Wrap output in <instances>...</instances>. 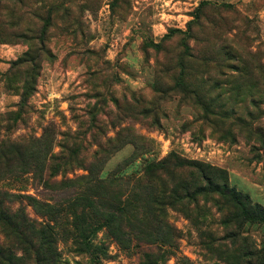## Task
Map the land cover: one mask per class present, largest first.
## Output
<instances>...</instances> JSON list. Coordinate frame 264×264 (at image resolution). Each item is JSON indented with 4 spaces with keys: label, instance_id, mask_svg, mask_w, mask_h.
Returning a JSON list of instances; mask_svg holds the SVG:
<instances>
[{
    "label": "rangeland",
    "instance_id": "374dc122",
    "mask_svg": "<svg viewBox=\"0 0 264 264\" xmlns=\"http://www.w3.org/2000/svg\"><path fill=\"white\" fill-rule=\"evenodd\" d=\"M0 143V264H264V0H0Z\"/></svg>",
    "mask_w": 264,
    "mask_h": 264
},
{
    "label": "trees",
    "instance_id": "16d2710c",
    "mask_svg": "<svg viewBox=\"0 0 264 264\" xmlns=\"http://www.w3.org/2000/svg\"><path fill=\"white\" fill-rule=\"evenodd\" d=\"M22 102H23V98L20 103ZM3 150L4 148L0 145V158L5 162V166H9L13 162L14 158L18 155V152L16 151L14 146H10V148L6 152H3ZM12 153H14L16 156L10 157ZM19 160L22 161L21 157H18V161ZM28 163L29 161L26 160L23 165L28 166ZM195 168L197 169L198 173L199 172L201 173V175L205 174L204 170L198 164H195ZM153 170H154V167L148 166L146 171L151 172ZM202 178H203L202 186L200 185V186L194 187V189L191 192L185 191L184 196L179 195V198L188 199L190 198L189 197L190 195L191 197L195 198L197 195H200V194L210 195L213 197L218 196L220 198L231 201L237 207V210L240 212V216L243 217L245 222L264 223V208H262L258 204H252L247 196L237 193L233 189H228V187L223 184L221 185L214 184L208 179V177L207 179L204 177ZM43 183L45 184L46 182H43ZM191 200L194 201V199L192 198ZM13 217H14V213L11 214L8 211H6L4 203L0 202V224H4L10 227Z\"/></svg>",
    "mask_w": 264,
    "mask_h": 264
}]
</instances>
